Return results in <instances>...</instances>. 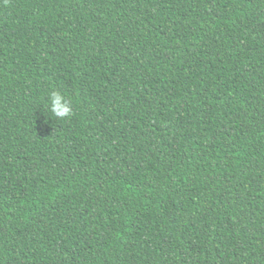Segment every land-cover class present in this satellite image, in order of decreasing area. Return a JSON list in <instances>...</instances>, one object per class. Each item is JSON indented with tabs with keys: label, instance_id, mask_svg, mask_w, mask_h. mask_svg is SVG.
<instances>
[{
	"label": "trees",
	"instance_id": "obj_1",
	"mask_svg": "<svg viewBox=\"0 0 264 264\" xmlns=\"http://www.w3.org/2000/svg\"><path fill=\"white\" fill-rule=\"evenodd\" d=\"M0 264H264V0H0Z\"/></svg>",
	"mask_w": 264,
	"mask_h": 264
},
{
	"label": "clouds",
	"instance_id": "obj_2",
	"mask_svg": "<svg viewBox=\"0 0 264 264\" xmlns=\"http://www.w3.org/2000/svg\"><path fill=\"white\" fill-rule=\"evenodd\" d=\"M49 103L53 115L58 119H65L73 114L71 102L60 91L54 90L49 94Z\"/></svg>",
	"mask_w": 264,
	"mask_h": 264
}]
</instances>
